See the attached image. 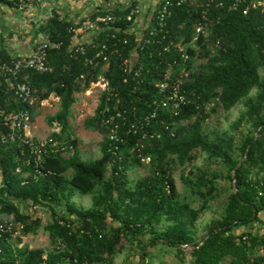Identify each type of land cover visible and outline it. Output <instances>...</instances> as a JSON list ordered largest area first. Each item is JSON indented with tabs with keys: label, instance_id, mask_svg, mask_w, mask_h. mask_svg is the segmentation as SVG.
<instances>
[{
	"label": "trees",
	"instance_id": "16d2710c",
	"mask_svg": "<svg viewBox=\"0 0 264 264\" xmlns=\"http://www.w3.org/2000/svg\"><path fill=\"white\" fill-rule=\"evenodd\" d=\"M127 1L126 9L108 12L117 18L116 25L94 37L95 44L107 43L110 51L118 49L110 55L108 63L88 65V58L94 52L92 45L82 44L88 47L87 56L75 54L78 46L73 47L69 29L79 24L56 17L39 30L50 43L59 45L46 54L48 64L55 71L44 75L25 71L21 81L31 86L39 102L52 95L60 99L59 111L48 122L61 123L65 140L70 136L76 95L86 92L100 76L107 78L122 98L118 107L114 103L110 105L112 113H123L125 118L119 119L120 124L129 126L150 112V102L157 97L155 84L162 79L170 62L181 59L175 48L171 54L164 47L171 42L189 44L195 37L200 11L190 5H175L163 32L149 36L156 29L152 20L143 39L138 41L128 29L137 17L127 22L131 8L137 7L138 1ZM212 12L219 22L211 26L208 37L199 38L194 46L187 48L190 78L186 90L189 96H194L195 103L176 117L162 110L146 128L148 135L156 134L160 138L156 136L145 142L143 153L151 157L145 179L132 185L127 176L130 167L144 165L130 153L141 139L139 134L126 135L119 148L122 161L111 165L117 157L108 151V139L98 116L104 101L98 106L96 118L89 123L105 136L99 159L84 160L78 140L73 138L65 144L73 146V154L65 157L58 153L45 159L46 169L56 175L22 184L23 177L16 173V168L24 166L26 157L20 156L18 145L0 146V216L13 214L24 224L22 234L27 236L35 233L39 220L22 214L18 204L4 200V196L27 206L63 203L67 210L63 216L53 213V223L46 227L54 244L64 247L62 251L56 248L46 253L42 249L17 248L11 242L12 236L6 235L0 239V264H33L42 261L45 255L52 263L70 256L87 264H114L116 256L128 245L138 249L137 264H264V229L255 227L260 224L264 228L261 216L264 215V13L251 9L245 15L242 10L230 11L226 7ZM135 53L138 55L135 69L144 68L140 79L143 83L133 80L124 83L121 60ZM10 59L0 51V63ZM82 75L83 82L78 80ZM240 104L245 105L244 116L234 129L241 130L245 122L248 125L245 137L237 141L236 136L226 134L213 139L205 132L210 110L215 113L220 108L228 112ZM0 107L8 112L24 107L4 80H0ZM30 110L35 121L38 114L33 107ZM167 127L175 129L174 137ZM205 156L208 161L217 160L226 169V175L210 173L204 168L191 170L186 176L182 174L192 201L201 203L194 210L192 202L181 200L174 173ZM225 179L237 191L230 193L224 214L204 227L205 235L198 241L196 222L219 197L218 183ZM74 191L81 195L94 194L92 207L77 209L71 203ZM61 221L74 226H63ZM161 225L165 229L159 232ZM147 245L142 263L141 254ZM134 262L130 258L127 264Z\"/></svg>",
	"mask_w": 264,
	"mask_h": 264
},
{
	"label": "built area",
	"instance_id": "2783aa9c",
	"mask_svg": "<svg viewBox=\"0 0 264 264\" xmlns=\"http://www.w3.org/2000/svg\"><path fill=\"white\" fill-rule=\"evenodd\" d=\"M35 0H3V5H10L23 9L27 4L34 2ZM123 1V0H115ZM190 5L191 7L200 11V21L196 25V34L193 41L189 44H175L173 42L170 45L164 47V51L172 54V49L181 57L180 62L174 60L169 63L168 69L162 76V79L155 84L157 90V97L151 100V111L146 115L137 119L133 124L127 126L126 124H120L119 119H122L123 113L121 111L112 110L110 105L114 103L115 107L122 104V98L118 95L117 89L111 87L109 81L104 76H100L99 79L91 83L90 88L84 92L91 93V90L97 89L100 92L99 104L104 101V108L98 113L100 118L101 127L105 130V136L108 139V151L117 157L112 160L111 165L121 162L119 157V148L122 143L126 141L125 137L129 134L141 135V139L135 144L130 151L131 156L138 158L145 166L151 162V157L145 156L143 151L145 149V142L148 139H155L156 136L160 138V135H148L146 128L149 126L152 120L156 119L161 111H165L173 116H179V114L187 108L189 105L195 103L194 96H189L186 90V85L189 82L190 71L187 67V61L190 59L187 48L194 46L196 41L201 37H208L210 34V28L214 23L219 22L218 17H213L212 10L226 7L230 11L242 10L245 15L249 13L251 9H260L264 13V0H159L158 6L154 14V22L156 29L149 32V36H155L159 32H163L168 25V21L173 16L174 6ZM1 6V4H0ZM140 13L139 7H133L130 10V14L127 16V22H133ZM118 22L117 18L112 14L100 13L96 14L93 18L82 20L78 27L70 28L69 32L73 35V40L81 35L87 34L99 29L113 28ZM134 23V22H133ZM130 26L128 27V29ZM150 41H148L149 43ZM123 43H127L125 40ZM92 45L94 50L93 55L88 58V65L95 67L100 61L109 62L111 54L118 52V49L110 51V47L107 43L95 44V41L87 43ZM219 45V42L218 44ZM59 45L48 42L37 43L31 53L27 57H14L9 61L0 63V80H4L8 84V90L14 93L24 105V107L17 111H7L0 107V146H13L18 145L20 156L26 157L24 166H18L16 173L22 175V184H27L30 181H37L39 178L47 179L50 176L56 175L55 172L47 170L45 167V159L47 157H53L58 153L68 157L73 154V146H66L65 144L69 140H65L62 137V125L58 120H54L51 125V135L49 136H35L32 133L34 125L33 117L30 108L49 106L48 99L41 100L40 102L34 96L31 86L21 81V75L25 71H32L40 75L50 74L55 71V68L48 64L46 54L48 50L58 48ZM75 54L87 56L88 47L82 44L75 45ZM174 50V49H173ZM133 56L124 57L121 60L120 70L122 72V78L124 83H128L130 80L135 81L137 84H142L141 81L144 68H136L138 62L133 61ZM181 63V64H180ZM180 68V70H178ZM79 81L83 82L85 76H80ZM77 96V95H76ZM60 100V99H59ZM95 111V115L98 111V106ZM54 116V115H53ZM125 118V117H124ZM123 118V119H124ZM166 124V122H163ZM127 126V127H125ZM126 128V129H125ZM168 130H170L167 127ZM171 135H176L175 129L170 130ZM26 169L27 171H24ZM8 202L19 204L14 198L10 196H4ZM22 204V203H21ZM2 205L0 206V208ZM32 209H37V206H31ZM61 225L72 227L74 225L70 223L60 222ZM25 229L24 224L21 221H17L15 217L6 221L0 216V239L6 235L12 237H18L23 233ZM64 247L58 246V250L62 251ZM33 264H87L80 261L78 258L72 259L70 256H64L60 261L55 263L49 262L47 256H43V260Z\"/></svg>",
	"mask_w": 264,
	"mask_h": 264
},
{
	"label": "rangeland",
	"instance_id": "374dc122",
	"mask_svg": "<svg viewBox=\"0 0 264 264\" xmlns=\"http://www.w3.org/2000/svg\"><path fill=\"white\" fill-rule=\"evenodd\" d=\"M255 93V92H253ZM100 92L97 89L91 90V93H80L76 96V101L73 106V117L70 119L71 129L70 136L71 138H76L78 140V148L81 154V157L84 160H96L102 156L101 146L105 139V136L100 133L98 129L94 126H90L91 120L96 118L95 111L97 105L99 104ZM49 106L37 107L35 109L37 117L34 122L32 133L33 135L39 136H49L51 135V125L48 122V118L55 115L60 109V100L54 95L50 96L48 99ZM245 111V105L240 104L231 111H223L218 108L215 113H212L211 110L209 114L211 118L208 120L205 125V132L213 139L217 137L227 136H236L237 141L245 137L248 133V125L244 122L241 130L235 131V123L243 119ZM186 124V123H185ZM196 168L208 169L210 173H217L226 175V169L219 163L217 160L208 161L206 156L201 157L193 164L179 169L174 173V178L176 180L179 194L181 200H187L192 204V208L198 209L200 207V202H193L190 197L189 188L186 187V184L182 180V174L185 176L191 170ZM111 170V169H110ZM71 174V173H69ZM149 175L148 166H137L130 167L127 170L128 179L132 182V185L142 179H145ZM220 189L219 197L214 200L209 208H207L200 218L196 222L195 233L197 234L196 240H200L204 235V227L208 226L210 222L214 219L221 218L224 214L228 196L232 191H235V185L230 183L228 179L218 183ZM94 201V194L90 195H81L80 193L74 191L71 195V203L76 206L77 209L86 210L92 207ZM22 207H28L23 204ZM38 209V208H37ZM36 209V210H37ZM42 211V209H38ZM45 215V214H44ZM50 213L48 212L45 216H42V221L46 218H49ZM264 219V215H261ZM48 220V219H46ZM50 222V221H49ZM257 229H264L262 225H255ZM165 229V225H161L158 228V231L161 232ZM43 235V234H41ZM33 245H38L41 241V238L33 236ZM191 249V247L189 248ZM134 260V264L138 262V249L133 248L131 245H128L125 250L119 253L116 256L114 264H127L129 259Z\"/></svg>",
	"mask_w": 264,
	"mask_h": 264
},
{
	"label": "crops",
	"instance_id": "0c3cea01",
	"mask_svg": "<svg viewBox=\"0 0 264 264\" xmlns=\"http://www.w3.org/2000/svg\"><path fill=\"white\" fill-rule=\"evenodd\" d=\"M140 13L134 23L130 26L129 32L141 41L150 26L159 0H137ZM129 6L127 0H35L27 4L23 9L9 6H0V51L7 53L10 58L27 57L33 47L37 43L48 42L49 38L40 33V28L48 24L52 19L58 18L60 21L79 24L82 20L90 18L98 13H108L114 9L124 10ZM103 30V29H102ZM101 29L81 35L73 40V46L78 44H87L94 41ZM138 60L135 53L133 61ZM36 121V120H35ZM34 121V122H35ZM51 204L47 206H39L34 210L31 206L22 207L19 203L17 206L22 214L30 216L33 220H39L40 226L35 233L18 237H12L11 242L17 248L28 247L29 249L45 250L46 253L58 248L61 244H54V241L46 227L53 223V213L60 216L66 215L65 205ZM50 213L48 220L42 221V216ZM45 214V215H44ZM15 217L11 215H3V220H10ZM50 221V222H49ZM43 234V235H41ZM33 236L41 238L38 245H33Z\"/></svg>",
	"mask_w": 264,
	"mask_h": 264
},
{
	"label": "water",
	"instance_id": "95a60500",
	"mask_svg": "<svg viewBox=\"0 0 264 264\" xmlns=\"http://www.w3.org/2000/svg\"><path fill=\"white\" fill-rule=\"evenodd\" d=\"M260 129H261V128H260ZM258 133H259V131L257 132V134H258ZM249 148H250V146H248L247 151H246V154H247ZM245 157H246V156H245ZM245 157L242 159V161H244ZM242 161H241L240 164L237 166V168L241 165ZM237 168H236V169H237ZM236 169L233 171L234 184L236 183V176H235V171H236ZM236 191H237V188L235 187V192H236ZM190 247H191V246L188 245V248H190ZM191 248H192V247H191ZM147 250H148V245L144 248V250H143V252H142V254H141V257H142V263L144 262V257H145V254H146Z\"/></svg>",
	"mask_w": 264,
	"mask_h": 264
}]
</instances>
